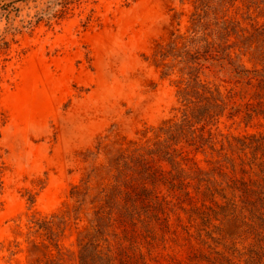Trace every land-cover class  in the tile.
Masks as SVG:
<instances>
[{
  "label": "rangeland",
  "instance_id": "rangeland-1",
  "mask_svg": "<svg viewBox=\"0 0 264 264\" xmlns=\"http://www.w3.org/2000/svg\"><path fill=\"white\" fill-rule=\"evenodd\" d=\"M256 28L264 0L0 1V264H264L220 210L263 167Z\"/></svg>",
  "mask_w": 264,
  "mask_h": 264
},
{
  "label": "trees",
  "instance_id": "trees-1",
  "mask_svg": "<svg viewBox=\"0 0 264 264\" xmlns=\"http://www.w3.org/2000/svg\"><path fill=\"white\" fill-rule=\"evenodd\" d=\"M4 1V0H0ZM224 32H228V26H224ZM264 29L256 28L257 32H261ZM236 76L240 78H244L246 80H250V72H236ZM254 78H258V87L261 91L264 90V70L255 72L253 74ZM261 105V104H260ZM193 117V113L190 112V118ZM180 126H172L167 130L168 134H173ZM202 139V138H201ZM241 151L251 150L253 156H255V152L260 150L262 147V141L256 138H252L251 140H239ZM202 142H208L207 140L202 139ZM204 146V145H203ZM231 146V145H230ZM227 160L232 162L233 169L237 168V165L233 162L232 159L227 157ZM257 160L253 157V164L256 165ZM262 169H260L258 179H229L226 188L223 189L222 192H231V198L227 200L225 206H220V210L225 216L230 217L235 220L237 223L243 227L247 234L254 237V239L260 243L264 242V161L260 163ZM219 174H223L220 169H218ZM242 172L246 175L249 174L245 169H242ZM224 198H227V195H224ZM131 215L137 214L135 208L130 211ZM213 214V213H212ZM214 215V214H213ZM218 215V213H215ZM210 214L202 217V221L209 223L210 222Z\"/></svg>",
  "mask_w": 264,
  "mask_h": 264
}]
</instances>
